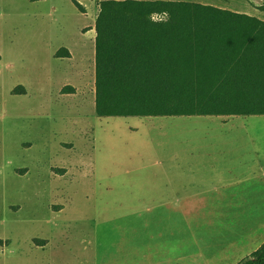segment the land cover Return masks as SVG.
Returning <instances> with one entry per match:
<instances>
[{
  "label": "rangeland",
  "instance_id": "1",
  "mask_svg": "<svg viewBox=\"0 0 264 264\" xmlns=\"http://www.w3.org/2000/svg\"><path fill=\"white\" fill-rule=\"evenodd\" d=\"M77 1L85 13L71 0H0V264H95L90 226L105 212L94 206L155 202L169 188L162 171L172 154L187 188V159L194 152L203 161L204 138H251V130L222 135L217 117L99 118V2ZM61 49L70 57H56ZM66 86L74 91L63 94ZM199 180L191 191L212 182Z\"/></svg>",
  "mask_w": 264,
  "mask_h": 264
},
{
  "label": "trees",
  "instance_id": "2",
  "mask_svg": "<svg viewBox=\"0 0 264 264\" xmlns=\"http://www.w3.org/2000/svg\"><path fill=\"white\" fill-rule=\"evenodd\" d=\"M95 31L99 118L264 116V22L197 3L105 0ZM239 264H264V243Z\"/></svg>",
  "mask_w": 264,
  "mask_h": 264
},
{
  "label": "crops",
  "instance_id": "3",
  "mask_svg": "<svg viewBox=\"0 0 264 264\" xmlns=\"http://www.w3.org/2000/svg\"><path fill=\"white\" fill-rule=\"evenodd\" d=\"M135 1L197 3L264 22V10L248 0L236 4L227 0ZM236 117L239 116L217 117L225 121L214 124V129L224 136L251 130V138L218 142L204 138L198 146L204 149L203 161H196L194 152L187 159L188 175L192 176L187 188L179 186L183 161L172 154L168 160L171 169L162 171L170 179L169 188L157 190V201L94 206L93 210L105 212L90 226L92 243L101 252H97L95 264H239L262 246L264 122L230 123ZM229 147L240 149L228 150ZM248 160L250 165H240ZM197 179L199 183V179L212 182L205 181L201 189L191 191L189 187Z\"/></svg>",
  "mask_w": 264,
  "mask_h": 264
}]
</instances>
